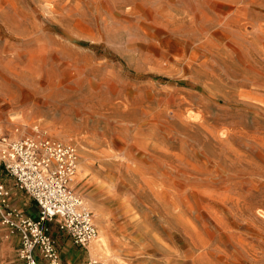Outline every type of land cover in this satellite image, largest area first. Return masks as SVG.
Wrapping results in <instances>:
<instances>
[{"label":"rangeland","instance_id":"1","mask_svg":"<svg viewBox=\"0 0 264 264\" xmlns=\"http://www.w3.org/2000/svg\"><path fill=\"white\" fill-rule=\"evenodd\" d=\"M24 137L74 148L96 264H264V0H0Z\"/></svg>","mask_w":264,"mask_h":264},{"label":"built area","instance_id":"2","mask_svg":"<svg viewBox=\"0 0 264 264\" xmlns=\"http://www.w3.org/2000/svg\"><path fill=\"white\" fill-rule=\"evenodd\" d=\"M0 164L38 208L37 218L23 216L11 208L6 200L8 192L0 185V222L10 233L18 234L17 257L23 264H61L48 231V223L54 219L75 245L87 247L95 239L93 215L70 186L77 167L72 146L53 139L24 137L0 151Z\"/></svg>","mask_w":264,"mask_h":264},{"label":"crops","instance_id":"3","mask_svg":"<svg viewBox=\"0 0 264 264\" xmlns=\"http://www.w3.org/2000/svg\"><path fill=\"white\" fill-rule=\"evenodd\" d=\"M14 181L8 177L3 167H1L0 185H3L8 192L6 200L9 202L11 208L22 213L25 217L37 218L38 208L36 204L23 191L16 187ZM48 231L55 241L61 264H89V259L92 260L89 254V245L87 247L75 245L72 239L59 229L57 219L48 223ZM18 247V234L10 233L9 229L0 222V258L6 256L11 258V264H23L17 257Z\"/></svg>","mask_w":264,"mask_h":264},{"label":"bare ground","instance_id":"4","mask_svg":"<svg viewBox=\"0 0 264 264\" xmlns=\"http://www.w3.org/2000/svg\"><path fill=\"white\" fill-rule=\"evenodd\" d=\"M93 222L95 223L94 215H93ZM88 249H89L90 256L93 258H101L103 260H108L111 258V254L108 248V243L102 234L99 236H96L95 239H93L90 242Z\"/></svg>","mask_w":264,"mask_h":264}]
</instances>
